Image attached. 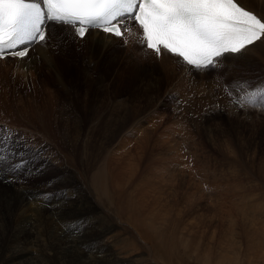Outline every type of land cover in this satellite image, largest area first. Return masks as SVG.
Returning a JSON list of instances; mask_svg holds the SVG:
<instances>
[{
  "label": "rangeland",
  "instance_id": "obj_1",
  "mask_svg": "<svg viewBox=\"0 0 264 264\" xmlns=\"http://www.w3.org/2000/svg\"><path fill=\"white\" fill-rule=\"evenodd\" d=\"M120 45L113 53L124 60ZM77 50H72L75 55L70 61L59 57V70L68 91L63 92L48 73L38 82L44 84V92L53 94L51 100L59 108L84 110V134L90 128L88 121L96 119L101 126H110L90 139L83 136L85 142L77 143L81 151L95 158L97 165L90 159L78 161V154L75 162L69 161L65 146L64 160H68L64 171L43 162L34 163L31 158L27 164L34 163L35 174L27 180V174L19 172L15 182H20L17 187L28 188L34 194L52 193L47 202L80 187L90 194V180L95 170L104 165L105 180L117 196L109 207L85 218L67 216L54 222L44 218L47 214L40 207L35 209L34 204L44 205L46 201H32L36 215L40 214L34 218L37 231L14 252L29 257L32 264L33 260L38 264H71L70 258L65 263V251L57 245L64 241L78 247L80 254L77 253L84 257L85 264L101 255L108 259L100 264H264V109L229 108V98L223 87H217L218 81L211 82L213 89L205 85L198 93L195 88H186L187 97H176L172 91L178 76L168 79L162 70L155 73L159 83L150 88L146 80L148 67L140 79H135L132 73L122 74L111 55H103L91 75H85L81 73L79 57L85 51ZM230 60L204 73L208 84L220 75L219 70L224 74L229 69ZM257 65L234 63L226 78L218 76L220 85L233 81H246L251 87L264 84V71ZM198 76L191 75L192 79ZM1 80L0 77V90H7L4 98L10 101L30 93L33 87L21 86L15 79L9 83ZM40 101L44 108L50 102L43 98ZM217 104L220 108L215 107ZM8 189H0V264L13 248L9 235L16 221L3 211L4 197L13 193L12 188ZM141 197H145L143 201ZM113 210L118 217H114ZM73 227L74 234L70 231Z\"/></svg>",
  "mask_w": 264,
  "mask_h": 264
},
{
  "label": "snow or ice",
  "instance_id": "obj_2",
  "mask_svg": "<svg viewBox=\"0 0 264 264\" xmlns=\"http://www.w3.org/2000/svg\"><path fill=\"white\" fill-rule=\"evenodd\" d=\"M50 24L81 42L97 31L124 47L136 45L142 56H170L188 73L217 70L227 58L264 44V15L239 0H0V61H17L28 72V64L39 58L33 56L37 47L45 49L56 40ZM223 91L229 108L264 109V84L233 81ZM29 153L35 159L38 150L18 130L0 125V165L9 162L0 167V179L11 174L5 182H13ZM51 196L44 192L32 198L47 201Z\"/></svg>",
  "mask_w": 264,
  "mask_h": 264
},
{
  "label": "bare ground",
  "instance_id": "obj_3",
  "mask_svg": "<svg viewBox=\"0 0 264 264\" xmlns=\"http://www.w3.org/2000/svg\"><path fill=\"white\" fill-rule=\"evenodd\" d=\"M239 2L241 4H243L244 6L248 7L250 10L256 11V12L260 13L261 15H264V0H239ZM49 28L52 31V33L55 32L57 34V35H55L56 40L54 41L53 44H51L49 47H47L45 49H41V48L37 47L36 51L33 53V56L36 57V55L38 54L39 58H34L33 61L28 64V72L22 71L23 65L17 61H14V60L0 61V77L2 79L1 82L5 80L6 83H9V80L12 81L13 79H15V83L18 82L21 84V86H25L26 84H32L33 85L32 89L30 90L31 91L30 93L26 94L25 96L18 95L17 98H14V99L12 98L11 101L4 98L7 95L6 89L0 90V125H7L9 128H12L14 130H18L19 133L22 136L26 137V139L30 143H31V141H34V143H33L35 145L34 147L36 150H38V155H36V157L34 159V163L35 162H41V163L43 162L48 166H56V168L60 171H64L66 169L65 168V160H68V159L64 160V158H65V148L64 147L65 146L67 147L66 149L68 150V156L70 157L69 161L72 160L73 162H75V155L78 154L76 156V159L78 161H81L83 159L86 161V160L90 159L89 162H91V160H92L95 163V165H97L96 162L94 161L95 158H92L90 155H87L86 151H81V148L79 147V145L77 143L85 142L86 139H84V141H83V139H82L83 136L88 137L87 139H90V138H92L91 137L92 135H95V134L97 135L98 131L100 132L99 134H101L102 128L108 129L110 127V126H107V128H106L105 124H104V126H101L100 123H98L99 122L98 120L95 119V121L94 120L92 121L90 119L92 122L88 121V124H86L90 127V128L87 127V128H89L88 129L89 131L87 130L86 134H84V132L82 130V128L84 126V122L82 120V113L84 110L78 109L77 111L76 110H71V111L69 110L68 111L65 108H64V110L61 107L59 108V106H57L56 103H54V101L51 100L52 99L51 97L53 96V94H51V92H48L49 90L47 92H44V90H45L44 84L40 85L41 83H39L41 76L44 75V73L45 74L48 73L49 75H52L53 78L57 81V83L60 86V89L63 90V92H65V90L68 91V88L65 87V78L62 76V73L59 70V67H60L59 57L65 58L66 60L70 59L72 55H75V52L72 51L73 49H76V50L78 49L77 51H85V53L82 56H79L81 58V64H82V70H81L82 72L81 73H83L85 75L90 74L91 70L95 69V67L97 68V65H99V62H100L101 58L103 57V55H105V56L111 55L112 61H114L115 65L120 67L121 73L122 74L123 73L126 74V72L132 73V75H134L135 79H140V77L143 76L142 74L147 71V70H145L146 67H148V69H150L149 70L150 73L146 76V78H147L146 80H147V84L149 85L150 88L152 85H156L157 83H159L158 82L159 79L155 76V73L159 72L160 70H162L163 73L165 75H167V77L169 76L168 79L172 78L173 76H175V77L178 76V78H177L178 83L172 91V93L174 95H176V97H177V94L179 95V97H182L183 95L187 97L188 91L185 92V90H184L186 88H188V89L195 88L198 90V93L200 91H202L200 89L204 88L205 85L208 88L213 89V87H215V86H213V84L215 82L219 81V77L222 76V77L226 78V76H227L226 74L234 66V63H238L240 65H246L248 62H250L252 65L258 64L257 67L260 70L264 71V44H260V45L256 46L255 48H252L248 53H246L243 56L231 57L230 63L228 65L229 69L228 70L225 69L223 71L225 75L224 74L218 75L219 77L217 75H215L214 79L213 80L211 79L209 81L210 84H208V81H206V79L203 77L204 73H197L200 76L192 79L191 75L195 72H192V73L186 72L185 69L170 56H164L161 59H156V57L152 56V55H148L147 57H145V56H142L140 54L142 51L141 48L130 43L127 47L120 45L121 46V53L123 56H125V59L123 60L122 57L117 58V56L113 53L114 52L113 50L121 42H119L118 40L112 39L111 37H106L101 32L92 31L91 34L88 35L87 39L81 42L79 40L72 38L70 32L65 31V30H61L58 26H54V25L50 24ZM80 45H83V47H81ZM102 49L104 50V52H101ZM68 61H70V60H68ZM14 70H15V78H14ZM81 73H80V75H81ZM26 76H27V79H25ZM89 79H91V78H89ZM211 82H214V83H211ZM174 83H175V81H174ZM211 89H210V91H211ZM41 98L50 101L46 108L43 107V103L40 101ZM185 99L186 98H184V100ZM223 101H222V103H224ZM186 102L187 101H185V103ZM211 102H212V100H211ZM183 105H184V103H183ZM188 105L189 104H187V107H188ZM99 114H101V112H99ZM72 115H74V117H73L74 119L71 118ZM92 115H94V114H92ZM62 117H63V119H62ZM96 117H97V115H96ZM69 126H71L73 128H69ZM169 128L170 127H168V129ZM171 128H172V126H171ZM147 129L148 128H146V130ZM142 130H144V129H142ZM146 130H145V132H146ZM170 131H171V129H170ZM145 132L142 131L143 134ZM142 136H144V135H142ZM33 137H34V139H33ZM139 139H138V142H139ZM86 142H88V141H86ZM146 143H148V142H146ZM13 146H15V144H13ZM81 147H82V145H81ZM136 147H138V145ZM146 147H147V144H146ZM134 149L132 148V150H134ZM138 151H140V150H138ZM138 153H136V156ZM142 153H144V152H142ZM142 153H141V155H143ZM27 155L31 156V153H29ZM139 155H138V157H140V159H141V156H139ZM138 157H136V158H138ZM142 157H144V155ZM140 159H138V160H140ZM31 160L32 159L28 158V161H31ZM135 160L137 161V159H135ZM34 163L26 164L25 168L20 171V172L27 174V175H25V178L27 177L26 178L27 180H28V176L35 174V169H34L35 167L33 168ZM6 164H9V162H5L3 164V168L7 167ZM98 165H100V164H98ZM36 166H37V164H36ZM92 166H94V165H92ZM68 168L69 167H67V169ZM94 168H95V166H94ZM29 173H31V174H29ZM10 175L11 174L4 177V179H0V189L6 190L8 188H12V190H10L11 192H13L12 195H7L4 197L5 209L3 211L6 212L4 214L7 218H14L16 221H14V226L10 229V235H9V237L11 238L10 242L13 244L11 246H13V248H11L10 252L7 253L4 258H2L3 259L2 264H32L29 257L23 256L20 252L15 253L14 249L18 248L17 246L20 245V243H24V242L29 241L30 237H33V235L35 234V230L37 229L36 228L37 225H35V224L37 222L35 223L34 218H37L40 215V214L39 215L37 214L38 216L36 215V213H35L36 208L40 207L41 211L47 214V216L44 218L46 220L50 219L51 222L57 221L56 219H58V220L65 219V218H67V216H70V217L71 216L72 217L83 216L84 217L85 215L94 214L99 209L101 210L102 208L109 207L110 201H112L113 198H115L114 196L116 194V192L114 193L112 189H111L112 191L110 190V186H109L110 183L107 179L105 180L104 165H101L97 168V170H95V173L90 180V189H91V191L89 192L90 194H88L87 192H82V190L84 191V189H80L81 187L79 189L76 188L74 193L72 191L68 190V191H66V193H68L67 197H65L61 194L56 199L53 198V200H50L48 202L46 201V203L44 205L40 204L37 206L36 204H34L35 209H33L34 207L31 205V202L36 201V198H32L35 196V194L32 191L28 190V188L25 189L23 187H17V185H19L20 182H15V178H14V182H11V184L5 182L6 180L9 179ZM16 176H18V175L16 174ZM159 176H161V175H159ZM78 183H80V182H78ZM108 183H109V185H108ZM62 185H64V184H62ZM78 185L79 184H77V186ZM81 186H83V185H81ZM111 186H112V183H111ZM61 187H63V186H61ZM142 194H143V192H142ZM145 194H147V191ZM116 196H117V194H116ZM142 197H141V199H142ZM143 199H142V201H143ZM155 199H157V198H155ZM38 200H37V202H39ZM28 203L30 205H28ZM37 204H39V203H37ZM142 206H144V205H142ZM114 208L115 207H113L112 209H114ZM37 211L39 212V210H37ZM113 212H114V210H113ZM113 212H112V214H113ZM142 213H144V212H142ZM97 214H98V212H97ZM144 215H146V214H143V216ZM118 216L116 214V216H114V217L116 218ZM94 218H95V215H94ZM99 218H98V220H100ZM29 221H32V222H29ZM91 222L93 223L94 221H91ZM39 223H40V221H39ZM99 227H100V225H99ZM102 229H104V228H102ZM39 230H38V232H39ZM105 230H108V229H105ZM105 232H104V234H105ZM39 233H41V232H39ZM101 233H103V232H101ZM37 235L38 234H36L35 236H37ZM101 237H103V236H101ZM63 244H64V246H63ZM57 245L59 246L60 251H65V263L70 258L71 264H85L82 260V259H84V257L81 258L82 256L79 255L80 252L78 251V247H76L75 244H73L71 242H68L67 244H65L64 241H62V242L60 241V242H58ZM91 250H92V248H91ZM77 252H79V254ZM104 254H106V253H104ZM90 256L92 257L91 254H90ZM104 256H106V255H104ZM92 258H94V257H92ZM107 259L108 258L103 257L101 255L99 257H95L94 259H91L92 261L88 262V264L104 263L107 261ZM33 262L35 264H38L34 260H33Z\"/></svg>",
  "mask_w": 264,
  "mask_h": 264
}]
</instances>
